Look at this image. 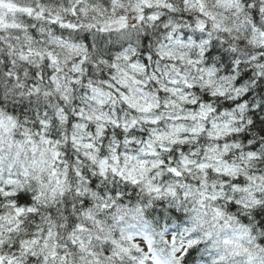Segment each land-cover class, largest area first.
Masks as SVG:
<instances>
[{"label": "snow or ice", "instance_id": "6c2138e0", "mask_svg": "<svg viewBox=\"0 0 264 264\" xmlns=\"http://www.w3.org/2000/svg\"><path fill=\"white\" fill-rule=\"evenodd\" d=\"M0 264H264V0H0Z\"/></svg>", "mask_w": 264, "mask_h": 264}]
</instances>
